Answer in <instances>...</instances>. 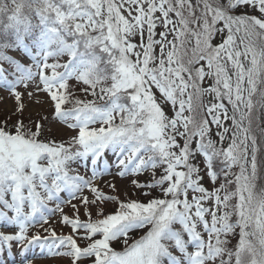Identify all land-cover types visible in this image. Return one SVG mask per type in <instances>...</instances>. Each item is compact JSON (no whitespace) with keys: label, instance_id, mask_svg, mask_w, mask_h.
Wrapping results in <instances>:
<instances>
[{"label":"snow or ice","instance_id":"obj_1","mask_svg":"<svg viewBox=\"0 0 264 264\" xmlns=\"http://www.w3.org/2000/svg\"><path fill=\"white\" fill-rule=\"evenodd\" d=\"M9 100L0 264H264V0H0Z\"/></svg>","mask_w":264,"mask_h":264},{"label":"rangeland","instance_id":"obj_2","mask_svg":"<svg viewBox=\"0 0 264 264\" xmlns=\"http://www.w3.org/2000/svg\"><path fill=\"white\" fill-rule=\"evenodd\" d=\"M25 102L27 103V99H25ZM12 101H7V103H0V110L4 109L5 107H10L11 106ZM81 173L83 174L84 170L83 168L80 169ZM141 179H143L144 177H140ZM104 181H110L113 182L117 185V189L115 192H113L112 189H110L106 183H101L100 180H97V183L100 184V187L105 191L106 194H113V195H120L121 199L125 198V195L130 196L131 198H137L139 196V193L135 190L132 189V186L129 182V180L127 178H119L116 177L115 179H113L112 176H108L105 175L103 177ZM206 186H210V185H206ZM155 194H159L158 192H156ZM113 208V205L111 204V202H107L106 203V207L105 210L106 211H111ZM65 211H68L70 213V208H68L67 206H65ZM81 212H83V209H81ZM50 220L56 223V227L59 228L60 230L67 232L69 231V229L64 228L62 225L59 224V216L58 214L52 215L50 217ZM37 229L39 228V225L36 226ZM60 230H57L58 232H60ZM38 248H36L37 250ZM35 250V249H34ZM29 258L33 259V264H54V262L50 259H48L45 256L36 254L35 256H33L32 253H29Z\"/></svg>","mask_w":264,"mask_h":264},{"label":"trees","instance_id":"obj_3","mask_svg":"<svg viewBox=\"0 0 264 264\" xmlns=\"http://www.w3.org/2000/svg\"><path fill=\"white\" fill-rule=\"evenodd\" d=\"M206 102H207V100H206ZM57 230H60L59 228H57ZM60 231H62V230H60Z\"/></svg>","mask_w":264,"mask_h":264}]
</instances>
